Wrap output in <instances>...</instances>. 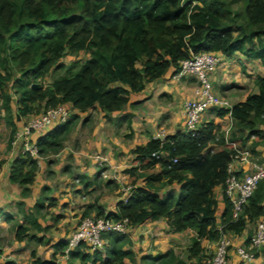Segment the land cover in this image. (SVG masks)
<instances>
[{
    "label": "trees",
    "instance_id": "trees-1",
    "mask_svg": "<svg viewBox=\"0 0 264 264\" xmlns=\"http://www.w3.org/2000/svg\"><path fill=\"white\" fill-rule=\"evenodd\" d=\"M238 1L243 2L244 15L239 35L227 20L235 17V11L225 0H0L3 105L10 112L13 88L19 94L18 117L31 111L34 102L43 103V110L69 101L81 110L95 103L108 112L121 109L131 92L142 90L169 68L177 71L180 60L194 51H216L223 56L243 52L260 59L264 66V0ZM82 49L89 51L86 60L73 61L51 83H42L54 66L63 65L60 59L67 52ZM255 81L257 92L231 107L216 105L209 109L218 117L231 115L234 124L228 136L211 117L195 131L181 129L163 138L151 137L134 147L129 181L132 188L127 200L121 199L116 211L104 213L99 209L96 215L127 218L130 226L165 216L175 230H195L188 257H196V261L191 264H207L202 239L217 240L221 234L216 186L223 189L225 207L220 219L224 232L242 233L248 223H256L264 215V178L237 219L225 191L234 143L248 146L253 138L254 153L259 144H264V129L258 127L264 123V72ZM34 82L42 85L33 87ZM77 116L72 113L68 120L42 135L38 139L39 153L58 152ZM157 150L165 152L153 154ZM158 164L161 170L156 172ZM37 169V158L20 157L10 177L28 184ZM140 176L146 184L137 183ZM162 180L179 182L180 193L161 195L157 182ZM23 230L24 225L17 227L18 239ZM252 232H248L246 241ZM103 237V249L84 253L80 246H91L81 242L75 246L78 249L69 250L70 256L78 255L85 263L92 257L93 264L98 259L105 264H128L125 260L133 258V251L124 248L126 233L106 230ZM144 259L150 260L145 264H188L174 248L145 255ZM33 264L58 263L37 258Z\"/></svg>",
    "mask_w": 264,
    "mask_h": 264
},
{
    "label": "crops",
    "instance_id": "crops-1",
    "mask_svg": "<svg viewBox=\"0 0 264 264\" xmlns=\"http://www.w3.org/2000/svg\"><path fill=\"white\" fill-rule=\"evenodd\" d=\"M236 65L239 69H236ZM233 68L238 76L233 82L245 92L233 96L230 100L232 105L258 91L256 76L264 72L260 59L236 52L223 56V61L212 71V78L223 84L228 77L226 74L231 73ZM250 76L254 79V86L249 82ZM192 77L178 76L177 71L169 68L162 76L148 81L142 90L131 92L130 100L123 108L109 112L98 103L81 110L69 101L73 107L72 113L78 114L74 124L76 128L72 129V136H76L75 145L64 142L58 152L39 153L35 178L28 184L11 179V169L20 157L28 155L25 140L19 131L24 123L43 111L44 105L34 102L31 111L18 117L19 94L11 88L10 113L5 110L0 96V264H33L37 258L53 259L58 264H81L80 256L72 257L65 251L79 218L86 212L97 213L102 209L108 213L118 209L122 198L118 194L119 188L122 183L130 181L133 171L134 147L145 144L151 137L163 138L184 129L186 116L183 105L194 96L196 85L188 79ZM9 86H12L11 82ZM209 111L202 115V121L214 117L220 126H228L229 133L234 124L231 115L218 117ZM208 112L210 116L206 118ZM59 124H53L41 134L32 132L30 137L38 140ZM258 127L264 129V123ZM252 140L250 138L248 142L252 143ZM256 149L259 154L262 151L264 154V144H259ZM97 153L107 158L103 166L97 161ZM160 170L161 165H156L155 171ZM139 178L138 184H146V180L141 176ZM74 183L76 185L73 186ZM157 185L161 195L180 193V183L177 181L167 183L162 180ZM215 194L221 231L220 216L225 207L221 186L215 187ZM253 224L248 223L242 233L228 231L227 234L234 236L232 243L238 245L244 242ZM19 225H24L21 239L16 236ZM195 234L193 229L175 230L165 216L132 225L126 232L128 240L124 248L133 251V258L127 257L125 261L128 264H142V255H154L170 248L176 251L175 243ZM215 243L216 240L202 239L204 248L214 247ZM83 251L93 253L91 248ZM66 255L69 261L61 263ZM230 255L232 259L240 260L236 252L232 251ZM89 259L92 262L91 257L87 263H83L88 264Z\"/></svg>",
    "mask_w": 264,
    "mask_h": 264
},
{
    "label": "built area",
    "instance_id": "built-area-1",
    "mask_svg": "<svg viewBox=\"0 0 264 264\" xmlns=\"http://www.w3.org/2000/svg\"><path fill=\"white\" fill-rule=\"evenodd\" d=\"M223 55L216 51H194L189 57L180 60L177 70L178 76H193L197 79L194 96L184 102L183 109L186 116L184 131H195L202 122V115L212 106L231 107L230 100L215 91L212 71L222 62ZM73 107L68 102L48 107L24 123L19 135L25 140V152L36 158L39 155L38 140L30 137L32 132L41 134L46 128L55 123H61L70 117ZM228 136V134H226ZM234 153L227 167L225 191L232 201L233 217L237 219L244 210V206L259 181L264 178V162L255 158L249 146L234 143ZM163 153L157 150L155 153ZM98 163L103 166L107 158L101 153L95 154ZM176 160V158H173ZM132 184L127 185L126 192L121 199L127 200ZM130 224L127 218L113 219L104 215H86L81 218L76 229L68 238L66 252L81 242H86L92 249H103L106 230L127 232ZM221 227V234L216 240L207 264H227L230 256L232 240ZM264 215L255 223L249 241L237 245V253L246 264H264Z\"/></svg>",
    "mask_w": 264,
    "mask_h": 264
},
{
    "label": "rangeland",
    "instance_id": "rangeland-1",
    "mask_svg": "<svg viewBox=\"0 0 264 264\" xmlns=\"http://www.w3.org/2000/svg\"><path fill=\"white\" fill-rule=\"evenodd\" d=\"M227 4H231V7L233 9V11H235V17L233 18H228L227 20L229 22H231L234 26V29H235V33L236 35H239L242 30H243V26H242V21H243V18H244V15H243V2L242 1H238V0H225ZM237 12V14H236ZM89 56V51L86 50V49H82L80 51H77V52H67L61 59H60V63H63V65H58V66H54L43 78H42V83H44L45 85L51 83V81L56 77L58 76L60 73H64L66 68L75 60H80V61H84L87 59V57ZM223 61V60H222ZM246 64V63H245ZM243 65V64H242ZM236 69H239V66L236 65L235 66ZM15 70H18L17 68H15ZM237 70H232L231 73H228L226 75H228V77L226 78V80L223 82H219L217 79H213L214 81V87H215V91L226 97L228 100H232L231 98H234L233 96H237L239 95V93H242V92H245V90H242L241 87L238 85H235V83L233 81H236L235 79H237L238 76L235 75L234 72H236ZM19 75V72L16 71ZM252 75V74H251ZM212 76V75H211ZM235 78V79H234ZM190 81H192L193 83H195L197 85V79L195 78H188ZM251 81V83H253L252 85L254 86V79L253 77H249V82ZM224 83H225V86H224ZM195 85V86H196ZM235 85V86H234ZM239 86V87H238ZM13 91H15L13 88H12ZM228 90V92L226 91ZM230 90V91H229ZM242 95V94H241ZM5 110L10 113L8 111V109L5 108ZM211 113V111H209ZM207 113V115L205 116L206 118L210 116V113ZM75 126V127H74ZM73 126V130L76 128V125ZM227 128L228 126H221V129L222 131H224L225 134H227ZM73 130H71V132L69 131L66 138L64 139V142L65 144H69L72 146V144H74L75 142V139L74 137L76 136H72V132ZM77 135V134H75ZM0 138H1V125H0ZM75 145V144H74ZM251 143H248V146L251 148ZM254 156L255 158L257 159H260L261 162H264V154H263V151L259 154L258 152L257 153H254ZM131 179V178H130ZM78 181V180H76ZM78 183V182H76ZM131 183H122L120 188H119V192L118 194L123 196L124 193L126 192V189H127V185H129ZM73 186L76 185L75 183L72 184ZM72 189V188H71ZM73 191V189L71 190ZM57 209V208H56ZM87 215H96V212H91V213H88ZM86 215H82L79 219V222L81 221V218L84 217ZM79 224V223H78ZM77 224V226H78ZM255 227V223L250 227L251 229L250 230H253ZM76 229V228H75ZM231 240L233 241V235L232 234H227ZM57 236V235H56ZM191 240H192V237L190 236H187L186 238H184L183 241H180L178 243H175V246H176V252L178 253V255L181 257V258H184L187 260L188 264H191L192 262L196 261V257H188L189 253H190V245H191ZM234 243V242H233ZM232 243V246H231V250H230V254L232 251L236 252V249H237V245L236 244H233ZM81 247V250H89V247L86 246V245H82L80 246ZM214 247L212 246H206L204 248V258L208 260L211 252L213 251ZM66 251V250H65ZM238 255V253H237ZM144 256L145 255H142V264H145L146 261H149L148 259H144ZM239 256V255H238ZM208 257V258H207ZM240 258V257H239ZM69 261V257L66 255V256H63L62 257V260H61V263H67L66 262ZM93 261L91 262V259H89L88 261V264H92ZM132 263H134V261H132ZM81 264H85V263H81ZM96 264H104L101 260L100 261H97ZM227 264H246L244 261H242L241 259L237 260L236 258H233L232 259V256L230 255L229 256V260H228V263Z\"/></svg>",
    "mask_w": 264,
    "mask_h": 264
},
{
    "label": "water",
    "instance_id": "water-1",
    "mask_svg": "<svg viewBox=\"0 0 264 264\" xmlns=\"http://www.w3.org/2000/svg\"><path fill=\"white\" fill-rule=\"evenodd\" d=\"M42 84H41V82H34V83H32V86L33 87H40Z\"/></svg>",
    "mask_w": 264,
    "mask_h": 264
}]
</instances>
